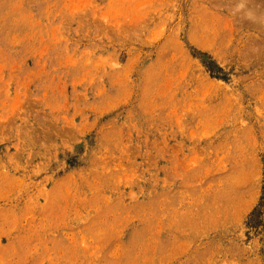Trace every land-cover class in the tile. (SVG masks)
Returning <instances> with one entry per match:
<instances>
[{
  "label": "rangeland",
  "instance_id": "obj_1",
  "mask_svg": "<svg viewBox=\"0 0 264 264\" xmlns=\"http://www.w3.org/2000/svg\"><path fill=\"white\" fill-rule=\"evenodd\" d=\"M0 264H264V0H0Z\"/></svg>",
  "mask_w": 264,
  "mask_h": 264
}]
</instances>
